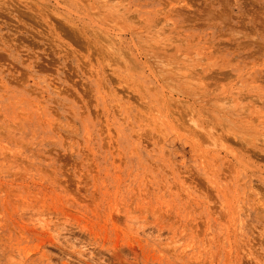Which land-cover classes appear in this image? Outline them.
<instances>
[{
    "label": "rangeland",
    "instance_id": "374dc122",
    "mask_svg": "<svg viewBox=\"0 0 264 264\" xmlns=\"http://www.w3.org/2000/svg\"><path fill=\"white\" fill-rule=\"evenodd\" d=\"M0 264H264V0H0Z\"/></svg>",
    "mask_w": 264,
    "mask_h": 264
},
{
    "label": "bare ground",
    "instance_id": "6f19581e",
    "mask_svg": "<svg viewBox=\"0 0 264 264\" xmlns=\"http://www.w3.org/2000/svg\"><path fill=\"white\" fill-rule=\"evenodd\" d=\"M193 19V18H192Z\"/></svg>",
    "mask_w": 264,
    "mask_h": 264
}]
</instances>
